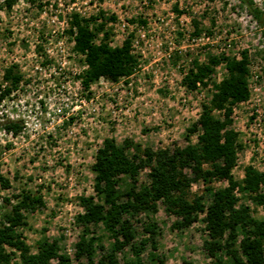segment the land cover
I'll return each instance as SVG.
<instances>
[{
  "label": "rangeland",
  "instance_id": "obj_1",
  "mask_svg": "<svg viewBox=\"0 0 264 264\" xmlns=\"http://www.w3.org/2000/svg\"><path fill=\"white\" fill-rule=\"evenodd\" d=\"M257 3L264 8V0ZM100 10L105 18L97 22L106 23L112 45H121L135 34L131 49L139 57V66L129 77L118 81L102 77L86 90L81 74L87 65L84 56L76 53L67 29L72 12L89 17ZM263 33L240 0H12L11 6L0 0V173L12 185L5 189L0 184V205L3 210L5 197L16 202L12 195L23 189L43 195L45 206L28 214L27 224L18 228L32 252L37 251L39 239L47 236L71 256L69 264H88L85 258H75L81 232L76 215L82 210L77 198L95 195L92 165L106 138L113 137L119 144L130 139L154 151L197 141V133L189 128L227 71L221 61L207 85L190 90L183 78L195 59L239 58L246 51L251 97L234 106L232 127L244 148L239 150L233 174L241 181L250 164L264 171ZM102 37L103 32L97 43ZM169 47H173L170 57ZM12 65L23 78L14 91L2 96L5 70ZM13 124L18 126L17 133ZM149 172V167L141 170L140 183L150 182ZM227 185V181L213 183ZM203 192L201 182L193 183L190 196ZM238 194L239 205H249L255 217L264 219L263 205ZM204 216L200 214V220L187 229H176L178 217L167 213L160 201L155 213L143 212L134 218L135 241L148 236L144 225L155 221L159 252L166 264H213L204 247L209 238ZM92 228L109 251L111 240L104 227ZM128 256L129 248L119 254L122 260ZM143 256L147 260V252Z\"/></svg>",
  "mask_w": 264,
  "mask_h": 264
},
{
  "label": "trees",
  "instance_id": "obj_2",
  "mask_svg": "<svg viewBox=\"0 0 264 264\" xmlns=\"http://www.w3.org/2000/svg\"><path fill=\"white\" fill-rule=\"evenodd\" d=\"M240 1L264 29V11L255 0ZM7 3L11 6L12 0ZM99 12L89 17L72 12L67 29L74 38L76 53L84 56L87 65L81 74V85L86 90L102 77L113 81L129 77L139 66V57L131 49L135 34H130L121 45H112L111 32L105 30L106 23L97 22L105 18V12ZM138 22L146 23L143 19ZM102 32L103 37L97 43ZM199 33L200 30H196L194 34ZM221 61L225 63L227 74L214 85L210 101L203 104L199 119L189 128L190 133H197L195 143L154 151L150 147L142 149L130 139L121 144L113 137L104 140L92 165L95 195L77 198L82 210L76 215L81 232L75 242V258H85L88 264H166V257L159 252L155 221L144 225L148 236L135 241L134 218L143 212L155 213L158 202L162 201L167 213L178 217L173 226L179 230L191 227L200 220V214H205L202 220L209 238L204 247L213 258V264H264V219L255 217L249 205H239L242 197L238 194L264 206V171L250 164L241 181L233 174L239 150L244 145L232 127V116L234 106L251 97L249 57L243 51L239 58L209 55L204 62L195 59L183 83L190 90L207 85ZM22 78L16 65L8 67L2 96L14 91ZM11 127L18 132L17 125ZM145 167L150 168L148 184L140 183L138 178ZM215 181H227L228 185L215 187ZM197 182L204 185V192L191 197V187ZM0 184L5 189L12 186L11 180L2 173ZM12 196L16 202L5 197L3 210L0 205V264H69L71 256L61 251L57 240L44 236L38 241L37 251L32 252L23 233L18 231L27 224L28 214L45 206L43 195L23 189ZM99 224L111 240L109 251L92 228ZM126 248L130 256L122 260L119 254ZM99 250L103 251L100 255ZM144 252H147V260ZM183 264L192 263L184 261Z\"/></svg>",
  "mask_w": 264,
  "mask_h": 264
},
{
  "label": "built area",
  "instance_id": "obj_3",
  "mask_svg": "<svg viewBox=\"0 0 264 264\" xmlns=\"http://www.w3.org/2000/svg\"><path fill=\"white\" fill-rule=\"evenodd\" d=\"M256 4L259 6V4L257 3V0H255ZM260 9H262L264 11V8H262L261 6H259ZM257 23V22H256ZM198 38H193V40H197ZM136 43H138V40L135 41ZM173 50V47H169V51L167 52V55L170 57L171 56V51ZM256 78H258V76H256ZM250 81V78H249ZM250 89H251V82H250ZM248 101V100H247ZM246 102V101H245ZM257 102H260V99H258ZM256 127H259L261 125L260 121L255 123Z\"/></svg>",
  "mask_w": 264,
  "mask_h": 264
}]
</instances>
